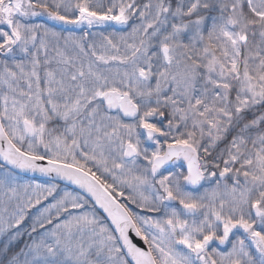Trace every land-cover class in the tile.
Instances as JSON below:
<instances>
[{
  "label": "snow or ice",
  "instance_id": "1",
  "mask_svg": "<svg viewBox=\"0 0 264 264\" xmlns=\"http://www.w3.org/2000/svg\"><path fill=\"white\" fill-rule=\"evenodd\" d=\"M0 264H264V0H0Z\"/></svg>",
  "mask_w": 264,
  "mask_h": 264
},
{
  "label": "rangeland",
  "instance_id": "2",
  "mask_svg": "<svg viewBox=\"0 0 264 264\" xmlns=\"http://www.w3.org/2000/svg\"><path fill=\"white\" fill-rule=\"evenodd\" d=\"M46 20V18H41V19H38V20H35L34 22H37V23H39V22H44ZM47 21V20H46ZM49 27H52V25L50 26L49 25ZM23 176V175H22ZM23 178H24V180H29V179H32V178H30V177H26V176H23ZM39 181L40 182H46V180H40L39 179ZM31 221L30 220H28L27 221V223H30ZM27 226V224L25 225V227ZM22 244H23V241L21 242V244L18 246V248L20 247V246H22Z\"/></svg>",
  "mask_w": 264,
  "mask_h": 264
},
{
  "label": "water",
  "instance_id": "3",
  "mask_svg": "<svg viewBox=\"0 0 264 264\" xmlns=\"http://www.w3.org/2000/svg\"><path fill=\"white\" fill-rule=\"evenodd\" d=\"M21 175L26 176V177H31V178H33V177L35 176V177L38 178V179L46 180V178H44V177H40V175H39L38 173H37V174H31V173H28V174H21Z\"/></svg>",
  "mask_w": 264,
  "mask_h": 264
},
{
  "label": "flooded vegetation",
  "instance_id": "4",
  "mask_svg": "<svg viewBox=\"0 0 264 264\" xmlns=\"http://www.w3.org/2000/svg\"><path fill=\"white\" fill-rule=\"evenodd\" d=\"M40 19H41V18H40ZM36 20H38V19H36ZM44 22H47V23H48V25H50V26H51V25H52V26H54V22H51V21H46V20H45ZM57 29L59 30L58 26H57Z\"/></svg>",
  "mask_w": 264,
  "mask_h": 264
},
{
  "label": "trees",
  "instance_id": "5",
  "mask_svg": "<svg viewBox=\"0 0 264 264\" xmlns=\"http://www.w3.org/2000/svg\"><path fill=\"white\" fill-rule=\"evenodd\" d=\"M57 30H58V29H57ZM21 242H22V241H21ZM18 246H19V245H17V249H18Z\"/></svg>",
  "mask_w": 264,
  "mask_h": 264
}]
</instances>
